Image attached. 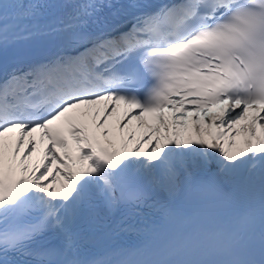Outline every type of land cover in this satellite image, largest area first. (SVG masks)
Returning a JSON list of instances; mask_svg holds the SVG:
<instances>
[{
	"label": "snow or ice",
	"instance_id": "obj_1",
	"mask_svg": "<svg viewBox=\"0 0 264 264\" xmlns=\"http://www.w3.org/2000/svg\"><path fill=\"white\" fill-rule=\"evenodd\" d=\"M48 7L41 0L0 2V49L57 36L44 59L0 70V264H264V0H133L115 22L102 15L113 7L110 0H74L66 5L70 12L41 28L36 21ZM105 100L112 103L102 119L96 120L99 110L92 117L96 126L104 127L117 104L129 105L136 112L125 119L134 115L151 129L145 141L156 135L147 151L142 144L127 150L135 133L124 151L88 134L90 110L83 106ZM185 102L194 105V137ZM216 104L226 107L211 112ZM166 107L185 110L169 123ZM249 109L250 121L226 148L223 138L249 119ZM145 113H158L159 124L150 125ZM214 124L227 130L213 132ZM38 129L49 144L43 164L29 175ZM65 131L77 145L76 157ZM241 132L243 147L233 151ZM57 147L65 149L63 157ZM54 162L61 165L55 171ZM60 176V189L52 187ZM257 179L259 203L251 200L227 226L160 207V221L147 228L143 243L80 258L83 222L117 235L136 231L127 221L151 206L155 192L170 202L186 191L214 197L251 189ZM121 209L124 218L109 224ZM49 234L59 247L44 244Z\"/></svg>",
	"mask_w": 264,
	"mask_h": 264
},
{
	"label": "bare ground",
	"instance_id": "obj_2",
	"mask_svg": "<svg viewBox=\"0 0 264 264\" xmlns=\"http://www.w3.org/2000/svg\"><path fill=\"white\" fill-rule=\"evenodd\" d=\"M97 110H99V114L103 113V116L105 115V111H104V108L102 106L98 105ZM123 129L125 131L127 138L131 133H135V139L129 142V148L130 149L135 148L138 144H142V147L140 148L141 152L147 151L149 145H151L152 142H154L156 139V135H152V139L150 141H145V133L150 132L151 129L147 128V127H144V128L140 127V123L137 121H134L133 123H130V124L126 122L123 126ZM228 134H229L230 138L232 139L233 131H229ZM159 135H161V134H159ZM244 137H245V134H244ZM244 137L242 140H236L235 146L237 147V149L242 147L241 141L244 140ZM205 139H206V137H205ZM34 154H35V156H37L38 151L36 150L34 152ZM31 166H32V168L36 169L37 164H33ZM31 173L32 172H30L29 174L31 175Z\"/></svg>",
	"mask_w": 264,
	"mask_h": 264
}]
</instances>
